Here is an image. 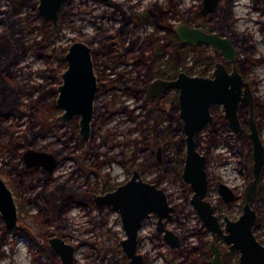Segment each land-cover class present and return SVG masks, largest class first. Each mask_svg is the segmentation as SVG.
I'll list each match as a JSON object with an SVG mask.
<instances>
[{"label": "rangeland", "instance_id": "1", "mask_svg": "<svg viewBox=\"0 0 264 264\" xmlns=\"http://www.w3.org/2000/svg\"><path fill=\"white\" fill-rule=\"evenodd\" d=\"M137 1L141 7L151 2L163 0H126L124 3L128 5V3ZM117 2H122V0H117ZM222 2H226V0ZM190 4H192V9L189 13V24L192 22V25L208 24L210 26L211 23L222 18L218 14L202 15L200 13L202 0H188V5ZM184 8H187L186 5ZM26 12H30L29 20L32 21L26 27L31 29L33 24L40 23V16L36 17L35 15L37 10L27 9ZM113 13L114 10L111 5L98 0H70L65 5L58 24L54 25L49 21L47 22L48 25L44 27L48 39L54 40V42L41 49L39 43H36L41 37L40 33H37L38 30L27 36L24 32L26 40L33 43V47L19 65L12 68L15 70V75H13L15 82H18V85L22 86L27 93L23 97L25 104L28 106L32 103L35 106H40L43 103L46 106L45 113L56 117L61 113L53 106L58 94L46 92L49 85L43 84L41 89L36 88V85L42 82L37 71L40 68L47 69L51 64L56 66L58 56L68 49L74 41H86L93 49L95 71L99 79V91L95 101L93 118V141L100 145L99 150L103 152L96 159L100 161L106 155L116 156V159L102 163L96 173L87 176L80 170L70 174V169L74 163L61 154L58 167L50 175L54 181L71 176V183L89 190L90 195L87 204L73 206L66 213L67 228L58 232L67 241L77 245L76 256L81 264H108L109 262L111 264H128L121 244L122 239L126 237L121 216L110 207L99 208L95 203L94 195L113 190L120 183L130 178L136 168L143 170L142 174L145 179L155 181L157 179L154 166L155 157L152 151L157 146L154 143L156 141L153 138L154 131L160 130L166 133V137L162 135L159 137L162 145L166 148V158L175 156L177 146L175 142L180 136L177 130L173 133L166 131V127H169L170 124H172V128L178 126L175 117L169 121V113L165 111L166 109L169 110L172 92H169L156 104L146 95L145 89L148 82L143 85L141 92L136 91L135 76L138 71L143 73L145 65L143 62L134 61V55L130 52L127 53L123 48V45L125 49L133 46L132 39L141 36L138 44H135L138 47L141 40L153 30V27L142 25L137 28L130 25L127 28V33L122 36L118 35L116 28L122 26L123 22L113 21L110 16ZM116 16L120 15L117 13ZM233 17L235 20L230 26L231 30L226 28L225 34H230L236 39L240 55L246 58L242 67L245 72L244 75L252 84L258 101L264 103V0H233ZM207 18L211 21H205ZM47 51L51 52L50 58L45 54ZM186 52L191 56L196 54L194 49L188 45ZM203 58L204 60H199L197 64L194 63L191 70L188 68L187 70L190 73H198L200 67L211 60L206 55H203ZM254 60L255 64L249 67V61ZM192 62V59L188 60L183 67L191 66ZM120 72L123 74V80L113 88L110 79ZM159 77L156 74L153 79ZM49 80L52 85L59 84L56 78ZM31 91L33 94L30 93ZM36 100H42V103ZM146 100L147 105H145ZM29 109L32 110L30 106ZM260 109L261 107L257 106L256 111H260ZM24 110L26 109L24 108ZM240 115L242 120H247L249 115L247 106L241 107ZM256 116L257 120H260L261 117L258 113ZM27 118L26 115L22 117L10 115L8 118L0 119V145L8 143L13 132L16 136L21 135ZM261 122V134L264 140V119ZM153 127L155 128L153 129ZM64 130L68 131L66 135L63 134ZM75 131L73 126L56 127L46 138H40L38 143L32 147L52 152L59 150L68 144L63 143V140L68 139L70 135L75 136ZM222 132L223 135L217 139V145L212 148V154H226L229 147L234 146L232 148L236 152V156L232 162L228 161L229 163L215 159L210 161L209 168L212 180L208 199L213 203L218 202L220 198L217 189L218 179L228 183L235 188L240 197L229 205H223V209L219 208V212L221 215L226 213L230 217H237L243 211L244 190L249 181L247 171L251 165L250 158L243 157L240 151V148L248 149L246 143L243 146L237 144L226 128H223ZM74 136L71 139L72 143L76 141ZM26 148L16 150L17 153H13L10 162L5 163L3 157H0V166L4 169L2 175L10 183L21 218L38 211V206L35 203H28L27 199L34 191L41 188L45 179L38 178L46 174L44 170L39 169L34 176L29 174L22 181L27 175L24 171L27 168L22 159V154ZM9 167L14 169L11 176L8 175L7 171ZM161 171L163 174L161 186L168 191L170 200L177 207L175 217L168 226L182 236L185 247L186 245H198L200 242L199 234L204 226L196 208L190 201L193 194L187 188L189 184L182 178V165L180 162H170ZM36 180H40L41 184L33 189L30 182H39ZM256 205L261 223L256 232L261 239H264V174ZM2 225L4 222L0 216V227ZM140 236L142 242L139 249L148 256L146 264H165L167 259L173 257L177 262L182 257V254L176 255L174 250H171L169 244L157 231L155 218L145 221L140 230ZM203 238L209 241L211 235L206 234ZM43 245L45 244H34L24 232L15 234L8 231L6 241L0 246V264H61L56 255L50 256L44 251ZM225 251L227 252V249ZM232 256L239 258V254ZM173 262L169 263L173 264ZM230 264H239V262L235 259Z\"/></svg>", "mask_w": 264, "mask_h": 264}, {"label": "water", "instance_id": "2", "mask_svg": "<svg viewBox=\"0 0 264 264\" xmlns=\"http://www.w3.org/2000/svg\"><path fill=\"white\" fill-rule=\"evenodd\" d=\"M37 12L43 21L59 22L60 14L70 0H37ZM108 4L110 0H98ZM219 0H203L202 13H212ZM178 37L188 45H208L224 56L227 61L235 62L238 50L232 39L218 32H209L201 27L180 23L176 29ZM67 68L62 72V83L58 86L57 104L63 113L55 120L67 123L79 116L80 135L84 141L91 137L95 101L99 90L98 77L92 59V47L85 41H74L66 52ZM178 89L179 117L186 143V158L183 178L190 184L193 196L191 203L198 211L205 226L214 238L222 237L232 250H239L240 264H264V246L253 233L257 212L251 206L258 192L264 167V145L254 121L255 102L250 83L239 72L236 64L231 72L223 62L216 64L213 77L192 76L184 71L174 79L156 78L148 83L147 96L155 97L168 89ZM246 102L250 108L251 132L245 133L239 120L240 103ZM220 104L225 110V118L238 137H247L253 141V179L245 189L246 203L243 214L236 220L225 218L223 228L219 217L214 214V206L207 200L208 178L205 170L206 158L197 149L196 135L213 120L211 106ZM161 149V148H160ZM23 160L28 167H43L54 172L57 167L56 156L46 150L27 148ZM220 193L229 201L233 200V189L221 183ZM100 208L111 207L121 215L126 237L122 247L129 259V264H143L144 256L138 252L139 233L143 222L155 213L158 216L157 229L172 248L181 247V240L175 231L165 224L171 220L175 210L169 203L166 192L148 181H144L138 171L114 191L94 196ZM0 216L5 227L10 231L19 228L18 206L12 189L0 174ZM51 249L59 255L62 264H75L76 249L63 236L54 235L48 238ZM211 248L214 252L213 264H223L220 249L215 241Z\"/></svg>", "mask_w": 264, "mask_h": 264}, {"label": "trees", "instance_id": "3", "mask_svg": "<svg viewBox=\"0 0 264 264\" xmlns=\"http://www.w3.org/2000/svg\"><path fill=\"white\" fill-rule=\"evenodd\" d=\"M37 0H0V119L8 118L10 115L22 117L26 115V125L22 130L21 135L16 136L13 132L8 143L0 145V156L3 157V162H10V158L16 150L33 146L38 143L40 137H47L49 133L55 129L56 122L55 116L45 113V105L42 100H36L42 103L40 106L34 104H25L23 97L27 94L22 86L15 82L13 75L15 70L12 68L19 65V63L27 56L33 47V43L26 40L28 34L37 31L40 33V38L36 41L39 43L41 49L49 46L54 40L48 39V34L44 28L47 22L40 21L39 24L28 28L26 25L32 22L30 19V12L27 9L37 10ZM117 8L121 16L116 19L125 20L124 24L128 23L130 19L141 22L139 16L144 17L145 20L154 22L156 29L163 33L162 38L154 37V35L146 36L141 40L140 45L132 49L134 61L143 62L145 70L143 73L138 71L135 76L136 91H142L143 85L153 78L156 74L164 76L166 74L178 73L179 68L183 67L187 62L186 45L175 34L172 24L167 20V10L158 3H153L147 6L143 11L134 12L130 6L123 3H118ZM219 7L215 13L221 16L222 22L216 21L214 24L219 30L230 28L234 23L230 6ZM38 17V13H35ZM185 15V13H184ZM26 28V31H25ZM120 30L121 27H120ZM231 30V28H230ZM26 32V36L24 35ZM161 39L160 41H158ZM140 39L134 40L133 44L139 42ZM198 48V46H195ZM138 50L137 53H134ZM45 54L50 58L51 52L47 51ZM202 54V52H201ZM201 58V56H198ZM197 60V57L195 58ZM244 60V57H241ZM159 62L160 68L158 72L153 69L156 68V63ZM66 67L64 52L58 56L56 66L50 65L47 69L40 68L37 72L42 78V82L36 85V88L41 89V86L49 85L46 92L57 94V85H52L50 78L58 79L59 73ZM141 69V68H140ZM139 69V70H140ZM202 71V70H201ZM49 72V73H48ZM48 73V74H47ZM56 76V77H55ZM59 80V79H58ZM30 93L33 94L31 91ZM28 93V94H30ZM30 94V95H32ZM155 103V102H154ZM147 105V100L145 102ZM29 106L32 110L29 109ZM42 106V108H40ZM54 107H58L56 101L53 103ZM24 108L26 110H24ZM177 127L176 130L180 131L182 122L178 115H176ZM155 127H153L154 129ZM80 135L77 134V137ZM183 136L180 135L176 141L178 153L183 148ZM91 143L84 144L79 140L74 148L69 151L66 156H72L77 159L79 166L87 174L95 172L96 167L91 164H86V156L97 150ZM181 148V149H180ZM79 149V154L75 155L74 152ZM63 149L55 150V153L60 154ZM13 171V168L10 170ZM25 171V170H24ZM26 172V171H25ZM24 172V173H25ZM25 178V177H24ZM45 179L41 188L34 191L28 196V203H35L38 206V212L35 214H27L20 219V229L18 233L25 232L29 239L34 243H42L47 237L57 234L64 228H67L65 213L73 205H86L89 197V191L81 188L80 185L70 183L68 178L54 181V178L49 176L40 177ZM39 182H31V187L36 189ZM8 230L4 225L0 227V246L7 239ZM45 251L51 256L53 252L48 246H44ZM195 259V258H194ZM196 261V259H195ZM108 264H111L110 262Z\"/></svg>", "mask_w": 264, "mask_h": 264}, {"label": "flooded vegetation", "instance_id": "4", "mask_svg": "<svg viewBox=\"0 0 264 264\" xmlns=\"http://www.w3.org/2000/svg\"><path fill=\"white\" fill-rule=\"evenodd\" d=\"M120 1V0H119ZM124 1H126V0H122V2H117V0H110V2L108 3V5H111L112 6V9L114 10V13L112 14V15H110L111 16V19L113 20V21H120L121 23L123 22V21H125V20H120V19H116V17H119V16H116L117 15V13L121 16V14H120V11H119V9L117 8V4L118 3H123V4H125L124 3ZM223 0H219V3H218V6L216 7V9L212 12V13H209V14H203L202 13V7H203V0H202V7H201V10H200V13L202 14V15H204V16H207V15H211V14H213V13H215L216 12V10L219 8V7H225V5H227V6H230L231 7V10H232V14H233V0H226V2H222ZM153 3H158L159 5H161L163 8H165L166 10H167V20L172 24V28H173V31L175 32V34H176V31H175V29H176V27L180 24V23H186V24H188V25H190V26H195V27H201V28H203V29H205V30H207V31H209V32H218V33H220L221 35H225V36H228V37H230L231 39H232V41H233V43H234V45L236 46V48H237V45H236V39H234L232 36H230V34H225V30L226 29H223V30H219L218 28H216L215 27V23H216V21H214L213 23H211V25L210 26H208V24L207 25H199V24H195V25H192L193 23L192 22H190V24L188 23L189 22V13H190V11H191V9H192V4H190V5H188V0H163V1H161V2H159V1H155V2H151V3H149V4H147V5H143V6H141L140 7V3L137 1V2H134V3H128V5L127 6H130L131 8H132V10L134 11V12H140V11H143L147 6H149V5H151V4H153ZM184 5H186V7L187 8H184ZM226 6V7H227ZM64 9V8H63ZM63 11V10H62ZM62 11H61V13H62ZM184 13H185V15H184ZM61 15V14H60ZM61 17V16H60ZM174 18V19H173ZM178 19V20H176V19ZM60 19V18H59ZM139 19L141 20V22H138V23H136L137 21H135L134 19H130L129 21H128V23H126V24H124V22H123V24H122V26H120L121 27V29L122 30H120V27H117L116 28V32H117V34L118 35H124L125 33H127V28L131 25L132 27H141L142 25H146V26H152L153 27V30L147 35V36H150V35H154V37H157V38H162V35H163V33L161 32V31H158L157 29H156V25L154 24V22L152 23V22H150V21H142V20H145L144 19V17H142V16H139ZM222 19L223 18H221V20H217V21H220V22H222ZM43 21V20H42ZM205 21H211V20H209V18H207ZM44 22H49V21H44ZM160 33H162V34H160ZM152 35V36H153ZM177 35V34H176ZM178 36V35H177ZM139 38H134V39H132L133 41L134 40H138V39H140V37L141 36H138ZM179 38V37H178ZM142 39V38H141ZM180 39V38H179ZM161 39H159L158 41H160ZM86 42V41H85ZM184 43V42H183ZM185 45H186V47H187V45L188 44H186V43H184ZM188 46H191L193 49H194V51L196 52V54L195 55H193V56H191V55H189L187 52H186V55H187V62H188V60H190V59H192L193 60V62L191 63V66H189V67H186V68H184V67H181V68H179V71H178V73L179 72H181V71H184V72H186L187 74H189V75H192V76H197V75H199V76H205V77H213V72H214V70H215V68H216V64L217 63H219V62H223L224 64H225V66H226V68L228 69V71L229 72H231L232 71V69H233V65L234 64H236L237 65V67H238V70H239V72L242 74V76H243V78L246 80V81H248L249 83H250V81L249 80H247L246 79V77H245V75H244V71H243V69H242V67H243V65H244V62H246L245 61V57L244 56H242V55H240V52H239V50H238V55H237V57H236V60H235V62H231V61H227V60H225L224 59V56L219 52V50H214V49H212L210 46H208V45H203V44H198V45H188ZM195 46H198V48H196ZM123 48H124V50H126L127 51V53H132L133 52V50L132 49H135V43H134V45L132 46H130V47H128V49H125V46L123 45ZM93 50V49H92ZM64 52V58H65V61H66V57H65V55H66V52H67V49L66 50H64L63 51ZM138 52V50H136L134 53H137ZM201 52H202V54H201ZM203 55H206L208 58H210L211 60H209V61H207V62H205L204 64H203V66H201L200 67V69H199V71H198V73H190V71H188L187 70V68L189 69V70H191L194 66H192L194 63L195 64H197L198 62H199V60H204V58H203ZM198 56H201V58H198ZM197 57V60H195V58ZM241 57H244V60H241ZM92 59H93V55H92ZM186 62V63H187ZM93 63H94V59H93ZM255 64V60L254 61H249V67H252L253 65ZM145 65V64H144ZM67 68V61H66V67L65 68H63V70L61 71V73L58 75V82H59V84L57 85V94L59 93L58 92V86L62 83V78H61V74H62V72L65 70ZM158 68H160V64H159V62H157L156 63V68H154L153 70L154 71H157L158 72ZM94 69H95V63H94ZM202 70V71H201ZM95 73H96V71H95ZM178 73H171L170 75H168V74H166V75H164V76H160L159 78H166V79H174L177 75H178ZM97 74V73H96ZM159 76V75H158ZM98 77V76H97ZM123 74L120 72L117 76H115V77H113V78H111L110 79V81L112 82V84H113V88H115L116 86H117V83L118 82H120V81H122L123 79ZM151 80H153V78H151L149 81H147L148 83L151 81ZM146 82V83H147ZM148 83L146 84L147 85V87H148ZM98 84H99V79H98ZM250 86H251V89H252V92H253V97H254V102H255V109H254V121H255V124H256V127H257V129H258V131H259V136H260V138H261V141H262V143H263V145H264V140H263V137H262V134H261V130H262V119H264V103H260L259 101H258V99L256 98V96H255V90H254V88H253V86H252V84L250 83ZM147 87H146V89H145V92L147 91ZM38 89V88H37ZM99 91V90H98ZM169 92H172V95L170 96L171 98H170V102H169V110H165V111H168V115H169V121L171 120V118H173V117H175V119H176V115H178L179 116V101H178V89H176V88H171V89H168L166 92H163V93H161V94H159V95H157V96H155V97H148L149 99H152V100H154V102L157 104L158 103V101L160 100L161 101V98H163L165 95H167ZM98 94V93H97ZM146 95H147V93H146ZM97 98V97H96ZM57 99V98H56ZM56 103H57V101H56ZM57 106L58 107H56L61 113H63V110H62V108H60V106L57 104ZM242 106H247V108H248V118H247V120H242V118H241V115H240V110H241V107ZM257 106H260L261 107V109H260V111L258 110V111H256L257 110ZM210 110H211V114L213 115V120L211 121V122H208L198 133H197V135H196V142H197V149H198V151L202 154V155H204L205 156V158H206V163H205V170H206V172H207V178H208V191H207V200H209L208 199V194H209V191H210V188H211V180H212V176H211V172H210V168H209V165H210V161L212 160V159H215L216 161H226V163L229 161V162H232L233 161V158L236 156V152L233 150V148L232 147H234V146H232L231 148L229 147V150H228V152L226 153V154H224V153H219V154H216V155H213L212 154V148H214L216 145H217V139L218 138H220L222 135H223V132H222V129L223 128H226L227 129V131L228 132H230V136L231 137H233L234 139H235V141H236V143L237 144H241L242 146H243V144H247V148L248 149H244V148H240V151L242 152V154H243V157H248V158H250V166H249V168H248V178H249V181H248V183L253 179V170H252V168H253V163H254V156H253V141L251 140V139H249V138H247V137H238L237 136V134H236V132L232 129V127L230 126V124H229V122H228V120L225 118V116H224V114H225V110H224V108H223V106L222 105H220V104H217V105H213V106H211V108H210ZM172 112H174L175 114H173ZM60 113V114H61ZM94 113H95V111H94ZM176 113H178V114H176ZM256 113H258V115L261 117L260 118V120H257V116H256ZM238 114H239V120H240V122H241V126L243 127V129H244V131H245V133H250L251 132V122H250V108H249V105L246 103V102H241L240 103V108H239V110H238ZM59 115V114H58ZM57 115V116H58ZM56 116V117H57ZM55 117V118H56ZM93 118H94V116H93ZM180 118V117H179ZM55 120V119H54ZM163 121V120H162ZM55 122H56V126H55V128L56 127H66V126H73V127H75V136L74 135H70L69 136V138L68 139H64L63 140V143H68L67 145H64L61 149H63V151L60 153V154H57V153H55V151H49V152H51V153H53L55 156H56V158H57V167H58V165H59V163H60V155L61 154H63V156H64V158H67V159H70L71 161H73V163H74V166H72V168L70 169V174H73V173H75V171H78V170H80V171H82L83 172V174L84 175H90V174H94V173H96L97 172V170H98V167H100L99 165H101L102 163H104V162H106V161H112L113 159H116V156H109V155H106L105 156V158L104 159H102V160H100V161H98L96 158L97 157H99V156H101L102 154H103V152H100V150H99V147H100V145L99 144H95L94 143V141H93V134H94V132H93V120H92V131H91V137H90V139L88 140V141H84L83 139H82V137H81V135H80V127H79V116H75L71 121H69V122H67V123H60V122H57L56 120H55ZM181 122H182V120H181ZM261 122V123H260ZM53 131V130H52ZM51 131V132H52ZM166 131L168 132V131H170V132H174V131H176V128L174 127V128H172V124H170L169 125V127L167 126L166 127ZM50 132V133H51ZM165 132V131H164ZM164 132H162V131H160V130H155L154 131V137L153 138H155L156 139V141L154 142L155 143V145L157 146L156 147V149L154 150L153 149V151H152V154H153V156L155 157L154 158V166H155V171H156V180L155 181H150V180H147V179H145L144 177H143V174H142V172H143V170L141 169H134L133 170V172H132V175H131V177L133 176V173L135 172V171H138V173H139V175L141 176V178L144 180V181H148V182H150V183H152V184H155L157 187H159V188H162L165 192H166V194H167V197H168V200H169V203L172 205V206H174V208H175V210L174 211H172L171 212V214H172V218H171V220H168V219H165V224H166V226L167 227H169L168 226V224H169V222L170 221H172L173 219H174V217H175V214H176V212H177V207L172 203V201L170 200V196H169V193H168V191L165 189V188H163L162 186H161V182H162V178H163V174H162V171H161V169L167 164V163H170V162H180L181 163V165H182V178H183V169H184V165H185V158H186V143H185V136H184V132H183V129H182V126H181V130L180 131H178L179 133H180V135H182L183 136V144H184V146H183V148L181 149V152L180 153H178L177 151H179V148L177 149V146H176V149H175V152H176V154H175V156H172V157H169V158H166V148L162 145V141H161V139L159 138L161 135L163 136V137H166V133H164ZM49 133V134H50ZM68 133V131L67 130H64L63 131V134L64 135H66ZM162 133V134H161ZM77 134H79L80 136L79 137H77ZM151 134V133H150ZM73 136L76 138V141L75 142H71L72 140V138H73ZM40 138H46V137H40ZM39 138V139H40ZM38 139V140H39ZM79 140H82V142L84 143V144H88V143H91L92 145H94L93 147L97 150V152L98 153H95V152H91V153H89L87 156H86V159H85V162H86V164H91L93 167H96V171L95 172H90V173H86L83 169H81L80 168V166H79V163H78V161H77V159L76 158H74V157H72V156H66V154L69 152V151H71L73 148H74V146H75V144H77L78 143V141ZM201 141V142H200ZM175 144H176V142H175ZM202 147V148H201ZM27 148H34V147H32V146H29V147H27ZM26 148V149H27ZM161 148V149H160ZM25 149V150H26ZM37 149V148H36ZM24 150V151H25ZM40 150V149H39ZM46 151H48V150H46ZM79 152H80V150L79 149H77L75 152H74V154L75 155H77V154H79ZM0 157H2V156H0ZM22 159H23V154H22ZM23 162H24V164H25V166H26V168H27V170H25L26 171V176H25V178H23L22 179V181H24V179H26V177H28L29 176V174H32V176H34L35 175V173H37V171H39V169H42V170H44L45 172H46V174H45V176H49V175H51L53 172H48L46 169H44L43 167H28L27 166V164L25 163V161L23 160ZM228 162V163H229ZM6 163V162H5ZM56 167V168H57ZM7 170V169H6ZM11 170V168L9 167V169L7 170L8 171V175H12L13 174V171H14V169H13V171L11 172L10 171ZM56 170V169H55ZM54 170V171H55ZM3 171H4V169H2V167L0 166V174H1V176L3 177ZM263 174H264V167H263V172H262V176H261V180H260V182H259V184H258V192H257V196H256V199L254 200V201H251V206H252V208H254L255 209V211L257 212V219H256V222H255V224H254V226H253V233L255 234V236H256V238H257V240L264 246V239H261L260 238V236L258 235V233L256 232V230H257V228L258 227H260V225H261V223L259 222V212H258V210H257V205H256V202H257V200H258V198H259V191H260V185H261V182L263 181ZM39 177H44V176H39ZM130 177V178H131ZM167 177V176H166ZM4 178V177H3ZM66 178H68L69 180H71V176H69V177H64V179H66ZM130 178H128L126 181H124V182H122V183H120L119 185H122V184H124L125 182H127ZM39 179V178H38ZM184 179V178H183ZM4 180L6 181V179L4 178ZM61 180H63V179H61ZM185 180V179H184ZM36 181H38V180H36ZM186 181V180H185ZM31 182H34V181H31ZM31 182H30V186H31ZM187 182V181H186ZM218 183H217V189H218V191H219V186H220V184L221 183H225V184H227V185H229L228 183H226V182H224V181H222V180H220V179H218V181H217ZM6 183L8 184V186L10 187V183H9V181H6ZM71 183V182H70ZM188 183V182H187ZM248 183H247V185H248ZM73 184V183H72ZM189 184V183H188ZM75 185H77V184H75ZM118 185V186H119ZM247 185H246V187H247ZM117 186V187H118ZM230 186V185H229ZM116 187V188H117ZM231 187V186H230ZM246 187H245V189H246ZM116 188H114L113 190H111V191H114ZM188 188V190H190L191 191V194H193L192 192V188H191V186H190V184H189V186L187 187ZM232 189H233V191H234V193H235V197H234V199L233 200H229V201H227L225 198H224V196L220 193V191H219V193H220V198H219V200H218V202H212L211 200H209L210 202H211V204L214 206V214L215 215H217L218 217H219V221L221 222V224H222V226H223V228L225 227V225H226V220H225V218L226 217H228L229 219H231V220H236V219H238L242 214H243V212H244V205H245V203H246V195H245V190H244V196H245V201H244V204H243V211H242V213L239 215V216H237V217H230L229 215H227L226 213H224V215H221V212H219V208L221 209H223V205H229V204H231L232 202H235V201H237V199L240 197L239 196V194L236 192V190H235V188H233V187H231ZM87 190V189H86ZM87 191H89V190H87ZM108 192H110V191H108ZM107 193V192H106ZM14 194V193H13ZM105 194V193H104ZM89 195H90V193H89ZM96 195V194H95ZM94 195V196H95ZM193 196V195H192ZM15 197V196H14ZM89 198V197H88ZM192 199V198H191ZM16 200V199H15ZM191 201V200H190ZM17 203V202H16ZM96 203V202H95ZM18 206V205H17ZM73 206H75V205H73ZM72 206V207H73ZM77 206H83V205H77ZM71 207V208H72ZM106 207H108V206H106ZM70 208V209H71ZM100 208V207H99ZM103 208V207H102ZM111 208V207H110ZM69 209V210H70ZM112 209V208H111ZM68 210V211H69ZM113 210V209H112ZM68 211H66V213L68 212ZM18 212H19V209H18ZM38 212V211H37ZM36 212V213H37ZM198 212V211H197ZM66 213H65V216H66ZM199 214V213H198ZM121 216V215H120ZM200 216V215H199ZM23 217V216H22ZM153 218H155V224H156V229H157V223H158V216L155 214V213H151V215L145 220V221H149V220H151V219H153ZM201 218V217H200ZM20 219H21V216H20V214H19V228L17 229V230H15V231H12L13 233H15V234H18V230L20 229ZM202 219V218H201ZM122 220V219H121ZM145 221L143 222V225H144V223H145ZM202 222H203V220H202ZM143 225H142V227H143ZM203 228H201V231H200V242H199V244L198 245H194V246H188V245H186V247L184 246V240H183V238H182V236L179 234V233H177V232H175V233H177L178 234V236H179V238H180V240H181V247H179V248H177V247H175V248H172L170 245V248H171V250H174V253L176 254V255H179V254H182V257L181 258H179L178 260H177V262L175 261V258L173 257L172 259H167V263H165V264H168L169 262H172V261H174L173 262V264H213V257H214V252H213V250H212V248H211V243H212V241H215V243H216V245L218 246V248L220 249V253H221V258H222V261H223V264H230L231 262H233V261H235V259H237V261L239 262V264H240V256H241V254H240V252H239V250H232L231 248H230V246L225 242V240L222 238V237H217V238H214L213 236H212V232L205 226V224H204V222H203ZM6 228V227H5ZM170 228V227H169ZM7 229V228H6ZM142 229V228H141ZM8 230V229H7ZM9 231V230H8ZM157 231L159 232V230L157 229ZM25 233V232H24ZM162 236H163V233H161V232H159ZM206 234H210L211 235V239L208 241V240H205L203 237L206 235ZM54 235H59L58 233L57 234H53V235H51V236H49V237H47L46 239H44V241L42 242V243H34L33 241V243L34 244H36V245H41V244H45L46 246H48L50 249H51V247H50V245L48 244V238H50V237H52V236H54ZM61 236V235H60ZM183 237H185L186 238V236H184L183 235ZM65 238V237H64ZM163 238H164V236H163ZM165 240V239H164ZM166 241V240H165ZM69 242V241H68ZM122 242V241H121ZM141 242H142V238H141V236H140V233H139V245H138V252L139 253H141L143 256H144V263L143 264H146L147 263V261H148V256L146 255V254H144V253H142L141 251H140V249H139V246H140V244H141ZM167 242V241H166ZM72 243V242H71ZM168 243V242H167ZM72 244H74V243H72ZM122 244V243H121ZM169 244V243H168ZM186 244V243H185ZM45 245H43L42 247H44ZM74 246H75V249H76V252H77V245L76 244H74ZM227 247V248H226ZM206 248H208V250H206ZM122 249H123V247H122ZM225 249H227V252L225 251ZM44 251H45V249H44ZM51 251L53 252V255H56L58 258H59V260H60V263L62 264V261H61V259H60V257H59V255H57L52 249H51ZM124 251V250H123ZM46 252V251H45ZM76 252H75V255H76ZM226 252V253H225ZM238 255L239 254V258H235L234 256H232V255ZM124 255H125V257L127 258V260H128V264H129V259H128V257L126 256V254H125V252H124ZM196 259V261H195V259ZM75 264H81V263H79L78 262V259H77V256H76V262H75ZM170 264V263H169Z\"/></svg>", "mask_w": 264, "mask_h": 264}]
</instances>
